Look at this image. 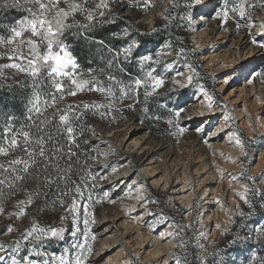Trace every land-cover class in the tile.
<instances>
[{"label": "snow or ice", "instance_id": "1", "mask_svg": "<svg viewBox=\"0 0 264 264\" xmlns=\"http://www.w3.org/2000/svg\"><path fill=\"white\" fill-rule=\"evenodd\" d=\"M114 3L145 11L154 0H0V94L18 99L23 109L19 115L0 105V215L12 221L0 230L12 237L0 240V264H99L92 259L97 236L91 209L94 203L114 202L112 196L120 191L123 199L136 201L125 209L127 215L143 210L152 220L139 219L150 231L169 229L159 236L173 241L167 259L160 257L163 264H264V211H257V206L264 209V187L256 186L264 168L248 173L255 153L264 148V133L250 124L253 135L244 137L220 99L227 87L217 92L215 84L206 86L195 62L201 46L188 48L186 43L187 35L211 18L226 31L229 22L246 30L251 43L264 51V20L253 16L257 7L264 8V0H168L161 14L164 23L150 31L126 24L106 37L97 35L123 19L113 11ZM11 12L18 15L9 19ZM81 41L96 46L86 69L75 51ZM249 62L242 57L223 65L228 70L219 73L223 86L240 78L249 85L264 81V64L246 67ZM210 78L216 81L217 74ZM88 94L95 98L69 99ZM125 110L138 113V122L149 131L164 125L163 134L179 138L194 130L209 146L213 138L226 135L239 149V157H227L239 170L217 166V171L230 178V186L239 185L232 191L248 211L239 204L235 209L223 205L227 226L216 225L225 238L222 247L212 241L208 251L200 242L206 238L203 230L193 245L191 222L181 223L162 208L149 209L160 201L147 182L131 179L129 173L121 177L116 164L99 159L117 153L110 144L101 152L89 138L96 136L89 119L111 124L125 118ZM100 143L108 142L100 138ZM108 168L116 179L104 175ZM15 221L24 227H14Z\"/></svg>", "mask_w": 264, "mask_h": 264}, {"label": "rangeland", "instance_id": "2", "mask_svg": "<svg viewBox=\"0 0 264 264\" xmlns=\"http://www.w3.org/2000/svg\"><path fill=\"white\" fill-rule=\"evenodd\" d=\"M167 6L168 0H154L152 8L135 20L134 24L150 29L156 23H163L161 14ZM253 16L257 21L264 20V8L257 7ZM258 27L259 23L254 26L253 32ZM227 28L229 30H224L217 20L209 18L200 24L198 30L190 32L189 38L193 48L201 46L199 61L207 75L211 77L217 74L216 81L209 79V88L215 84L216 91L220 92L221 87H227L220 99L227 102L236 127L247 138L253 135L250 124L256 125L257 133H264V127H260L264 125V81L257 79L249 85L240 78L223 86V76L219 73L228 71L223 65L233 64L242 57H249L250 62L246 67L264 64V51L251 43L246 30H237L233 22H229ZM243 44H247V48H242ZM250 53L253 55L249 56ZM92 98L95 96L88 94L69 99ZM194 106L200 107L199 104ZM123 115L125 118L118 119L111 125H94V144L99 146L101 152H107L110 144L117 153L106 158L101 156L99 159H106L108 164H116L121 177L129 173L131 179L146 181L152 197L160 201L159 205L149 204L148 208H162L167 215L181 223L191 222L192 233L188 231V236H192L194 243L198 233L205 231L206 238L200 242L211 251L212 241L219 242L222 238L216 225L220 224L221 228L227 226V208L235 209L237 204L242 209L245 208L232 191L239 185L232 183L230 186V178H222L217 171L219 166L227 171L237 172L240 165L227 157H239V149L227 142L226 135L213 138L209 146L203 143L194 130L174 138L163 134L164 125L160 129L153 127L149 131L147 125L138 122V114L135 112L126 111ZM216 123H219V118ZM100 138L108 143H100ZM214 151L216 155H213ZM220 152L224 155H219ZM255 156V163L248 168L250 175H255L264 168V148L256 152ZM110 173L111 168H108L104 175L110 176ZM110 179L114 180L116 177L110 176ZM246 182L240 180L239 183ZM102 183L106 186L108 181ZM256 186L264 187V177L256 180ZM217 199L222 204L216 203ZM112 200L114 202L96 203L92 210L96 220L92 229L97 236L93 242L95 252L92 259L99 260V264H128L129 261L131 264H163V259H167L166 254L172 250L173 241L161 240L159 236L160 232L169 229L161 227L156 232L150 231L147 223L140 222V217H145L148 222L152 220L143 210L127 215L125 209L133 206L136 201L123 199L122 191L116 192ZM189 205L194 207L185 211ZM223 205H227V208ZM181 211L183 214L180 216ZM10 222L12 221L1 215L0 230L5 229ZM14 227L22 229L24 226L16 222ZM13 235L18 236L19 232ZM11 238L10 235L0 234V240L7 241ZM175 251L181 250L177 248ZM161 255L163 259L160 258Z\"/></svg>", "mask_w": 264, "mask_h": 264}, {"label": "trees", "instance_id": "3", "mask_svg": "<svg viewBox=\"0 0 264 264\" xmlns=\"http://www.w3.org/2000/svg\"><path fill=\"white\" fill-rule=\"evenodd\" d=\"M153 5V4H152ZM112 8H113V11L117 12L118 15L120 17H122L123 19H120L115 25H112V26H108L106 30H100L97 35H101V36H107L108 35V32H111V31H116L118 29H121L123 28L126 24H131L132 28L134 29H140L142 31H150V29H147V28H144V27H141V26H138L136 24H134L135 20L141 18L146 12H148L151 8L149 7L147 10L145 11H140L138 8H135V7H127V6H123L119 3H114L112 5ZM133 13V14H126V13ZM18 13L16 12H11L8 14L7 18H12V17H15L17 16ZM164 23V22H163ZM163 23H156L154 24V26H160L162 25ZM153 27V26H152ZM190 33L187 35L186 37V43H187V46L188 48H193L192 45H191V42H190ZM116 43H119V42H116ZM154 43V41H153ZM149 47H152L153 44L150 43L148 45ZM95 45H92V46H89L86 42H78L77 43V46H76V53L80 56V62L81 64L84 66V68L86 69L89 65H88V60L90 58V52L94 51L95 50ZM195 62L197 63V65H199V70L201 72H203L205 74V79H206V86L209 88L208 86V82H209V79H210V76L207 75V72L205 69H203L202 67V64L201 62L199 61V52L198 54L195 56ZM95 66V65H93ZM210 89V88H209ZM0 105H3L4 109H12L14 110L17 114L19 115H22L23 114V109L21 107V102L17 99V100H9L8 99V94L5 92V93H2L0 94ZM126 111H130V110H125ZM138 114V113H136ZM89 124L92 125V127L94 128V125H103V126H108V125H111L110 123H108L107 121H104V122H101L99 120H93V119H89ZM89 138L91 140L92 139V136L90 135ZM94 142V141H93ZM99 170V169H98ZM94 207H96V203L93 204L92 206V209H94ZM182 210V209H181ZM245 212L248 211V208L245 206V208L243 209ZM261 208H259V206H257V211L260 212ZM182 211L180 213V216L182 215ZM1 216V215H0ZM2 216H5L6 218H8L6 215H2ZM53 219H55V214H53ZM9 219V218H8ZM237 221H239L240 217L237 216L236 217ZM10 221V220H9ZM21 223L23 226H24V223L20 222V221H15L14 223ZM57 223H61V221H56ZM234 227V226H233ZM190 231V230H189ZM190 233H192L190 231ZM192 237V236H191ZM224 240L225 238L222 237L220 239V241L218 242L221 247L223 246V243H224ZM192 244L194 245V240L192 239ZM193 252H198V249H196L195 247H192L191 249ZM212 250V249H211ZM258 251L260 250L259 248L257 249Z\"/></svg>", "mask_w": 264, "mask_h": 264}]
</instances>
